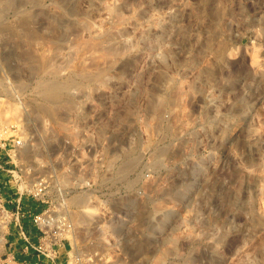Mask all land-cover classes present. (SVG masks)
<instances>
[{"label": "rangeland", "instance_id": "obj_1", "mask_svg": "<svg viewBox=\"0 0 264 264\" xmlns=\"http://www.w3.org/2000/svg\"><path fill=\"white\" fill-rule=\"evenodd\" d=\"M0 125L94 264H264V0H0Z\"/></svg>", "mask_w": 264, "mask_h": 264}, {"label": "built area", "instance_id": "obj_2", "mask_svg": "<svg viewBox=\"0 0 264 264\" xmlns=\"http://www.w3.org/2000/svg\"><path fill=\"white\" fill-rule=\"evenodd\" d=\"M14 128L0 125V214L9 229V239L16 236L10 240L11 260L22 258L25 264L29 261L30 264H94V258L107 256L103 250L105 244L100 247L83 244L93 230L81 227L78 217L83 212V200H80L86 197L89 201L88 192L92 188L88 186L89 180L83 179V185L65 193L60 202H51L47 179L43 175L35 177L20 163L19 155L25 151L24 141L14 138ZM91 211H87L94 217L91 225L99 227L105 220L104 211L99 207ZM18 241L22 243L21 251Z\"/></svg>", "mask_w": 264, "mask_h": 264}, {"label": "bare ground", "instance_id": "obj_3", "mask_svg": "<svg viewBox=\"0 0 264 264\" xmlns=\"http://www.w3.org/2000/svg\"><path fill=\"white\" fill-rule=\"evenodd\" d=\"M45 88H46V92H47V94H49V96L51 97V98H54V97H56L57 95V91L60 89V85H58V84H52V85H45L44 86ZM130 161V160H129ZM133 162V161H132ZM128 164V163H127ZM131 165H133V163H131L130 165H128L127 166V168L125 169V170H123L122 172H120V173H122V174H125L129 169V167H131ZM121 170V169H120ZM130 171V170H129ZM127 174V173H126ZM104 178V177H103ZM102 180V179H101ZM105 181V180H104ZM81 201V200H80ZM85 201V200H84ZM87 202V201H86ZM87 205V204H86ZM87 211H88V208H87ZM81 214V213H80ZM84 215V214H83ZM88 215V214H87ZM89 217V216H88ZM85 220L83 219V222H84ZM82 222V221H81ZM82 222V223H83ZM88 223V222H87Z\"/></svg>", "mask_w": 264, "mask_h": 264}]
</instances>
